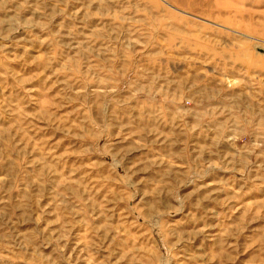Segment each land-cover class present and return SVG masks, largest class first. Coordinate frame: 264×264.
I'll list each match as a JSON object with an SVG mask.
<instances>
[{
	"label": "rangeland",
	"instance_id": "1",
	"mask_svg": "<svg viewBox=\"0 0 264 264\" xmlns=\"http://www.w3.org/2000/svg\"><path fill=\"white\" fill-rule=\"evenodd\" d=\"M0 264H264V0H0Z\"/></svg>",
	"mask_w": 264,
	"mask_h": 264
}]
</instances>
